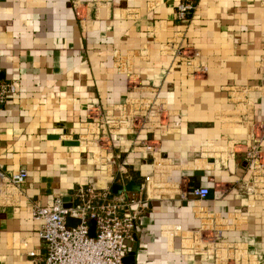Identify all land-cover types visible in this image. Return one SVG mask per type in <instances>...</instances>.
I'll return each mask as SVG.
<instances>
[{"label": "crops", "instance_id": "0c3cea01", "mask_svg": "<svg viewBox=\"0 0 264 264\" xmlns=\"http://www.w3.org/2000/svg\"><path fill=\"white\" fill-rule=\"evenodd\" d=\"M0 52L18 86L0 109V264H44L33 207L103 171L149 203L126 262L264 264V0H0Z\"/></svg>", "mask_w": 264, "mask_h": 264}, {"label": "built area", "instance_id": "2783aa9c", "mask_svg": "<svg viewBox=\"0 0 264 264\" xmlns=\"http://www.w3.org/2000/svg\"><path fill=\"white\" fill-rule=\"evenodd\" d=\"M193 9L192 5H180L178 18L186 21ZM2 58L0 52V61ZM17 91L16 83L0 82V109ZM97 140L98 144L103 142V136H98ZM246 153L253 163L261 160L256 149ZM27 179V170L21 169L8 184L20 188ZM193 193L199 199L210 195L207 188L195 189ZM148 206V201L137 195L118 197L110 188L98 190L94 185L80 186L71 208L64 207L62 199L55 200L50 206H34L32 219L40 224V238L47 250L44 264H125L127 241L132 238L142 212ZM68 217L80 219L81 224L75 228L67 227ZM91 222L96 223V237L90 236Z\"/></svg>", "mask_w": 264, "mask_h": 264}, {"label": "water", "instance_id": "95a60500", "mask_svg": "<svg viewBox=\"0 0 264 264\" xmlns=\"http://www.w3.org/2000/svg\"><path fill=\"white\" fill-rule=\"evenodd\" d=\"M165 156L162 154V157ZM145 157L148 158L147 162L149 161V165L146 169H148L149 171L152 172V170L154 169V153L150 152L148 153ZM145 161V160H144ZM113 167H116V163H112ZM115 180L114 176H108L106 174V171L102 173V179L100 181L97 180H91V183L96 187V189L98 190H103L109 187L110 184H113ZM142 190V186L140 184H137L135 181H130L128 184L126 185H116L113 184L112 185V191L113 193L117 194V195H123L125 193L128 192H136V193H140ZM176 199H179V197H177ZM73 200L74 198L72 196H66L62 199V201L64 202V207L66 208H71L73 206ZM81 224V220L80 219H74L71 217H68L66 219V226L70 227V228H75L78 225ZM91 230H90V236L91 237H96V223L95 222H91ZM125 264H130L128 262H126V259H124Z\"/></svg>", "mask_w": 264, "mask_h": 264}, {"label": "rangeland", "instance_id": "374dc122", "mask_svg": "<svg viewBox=\"0 0 264 264\" xmlns=\"http://www.w3.org/2000/svg\"><path fill=\"white\" fill-rule=\"evenodd\" d=\"M157 157H158L157 159L159 160V159H160V158H159V155H157Z\"/></svg>", "mask_w": 264, "mask_h": 264}]
</instances>
